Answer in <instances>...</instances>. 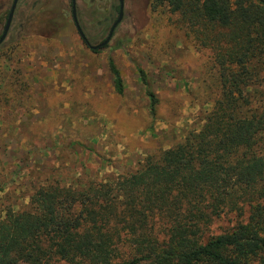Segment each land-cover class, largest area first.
I'll use <instances>...</instances> for the list:
<instances>
[{"label":"trees","instance_id":"1","mask_svg":"<svg viewBox=\"0 0 264 264\" xmlns=\"http://www.w3.org/2000/svg\"><path fill=\"white\" fill-rule=\"evenodd\" d=\"M153 2L212 52V110L131 173L46 182L29 209L0 208V264H264V0ZM109 69L124 94L113 60ZM139 72L155 118L158 99ZM223 217L230 228L212 233Z\"/></svg>","mask_w":264,"mask_h":264},{"label":"rangeland","instance_id":"2","mask_svg":"<svg viewBox=\"0 0 264 264\" xmlns=\"http://www.w3.org/2000/svg\"><path fill=\"white\" fill-rule=\"evenodd\" d=\"M13 2L0 0V36ZM118 7L119 0H76L91 45L107 38ZM139 70L158 99L155 118ZM218 95L212 52L166 5L125 0L114 38L95 52L76 28L71 0H20L0 46V208L29 209L46 182L77 186L135 171L201 128ZM229 219L216 218L211 232L228 230Z\"/></svg>","mask_w":264,"mask_h":264},{"label":"water","instance_id":"3","mask_svg":"<svg viewBox=\"0 0 264 264\" xmlns=\"http://www.w3.org/2000/svg\"><path fill=\"white\" fill-rule=\"evenodd\" d=\"M18 2H19V0H14V2H13L11 11H10L8 18H7V22H6L3 34L0 37V46L6 41L8 35H9ZM72 2H73L72 3L73 4V18H74V22L76 24L77 30H78L81 38L89 44V46L92 50H97L99 48H104V47L108 46L110 44L113 36H114V32H115L116 28L122 23V21L124 19L125 0H119V4H120L119 16H118L117 20L115 21V23L113 24L111 31L109 33V36L106 38L105 41H103L102 43L95 45V46H93L89 43L86 35L84 34V32L82 30L80 23L78 21L77 9H76V0H72Z\"/></svg>","mask_w":264,"mask_h":264},{"label":"flooded vegetation","instance_id":"4","mask_svg":"<svg viewBox=\"0 0 264 264\" xmlns=\"http://www.w3.org/2000/svg\"><path fill=\"white\" fill-rule=\"evenodd\" d=\"M19 1H20V0H19ZM71 2H72V0H71ZM18 3H19V2H18ZM72 3H73V2H72ZM17 6H18V4H17ZM16 9H17V8H16ZM119 10H120V4H119ZM10 11H11V10H10ZM15 12H16V11H15ZM124 13H125V11H124ZM72 16H73V4H72ZM77 17H78V16H77ZM73 20H74V18H73ZM78 21H79V20H78ZM74 23H75V22H74ZM79 23H80V22H79ZM75 25H76V24H75ZM76 28H77V27H76ZM117 28H118V27H117ZM117 28H116V30H117ZM82 30H83V29H82ZM116 30H115V32H116ZM110 31H111V30H110ZM83 32H84V31H83ZM115 32H114V35H115ZM109 33H110V32H109ZM2 34H3V33H2ZM84 34H85V33H84ZM1 36H2V35H1ZM1 36H0V37H1ZM108 36H109V34H108ZM108 36H107V37H108ZM113 38H114V36H113ZM113 38H112V39H113ZM105 40H106V39H105ZM105 40H104V41H105ZM84 41H85V40H84ZM111 41H112V40H111ZM85 43L89 46V44H88L86 41H85ZM89 43H90V42H89ZM110 43H111V42H110ZM89 47H90V46H89Z\"/></svg>","mask_w":264,"mask_h":264}]
</instances>
